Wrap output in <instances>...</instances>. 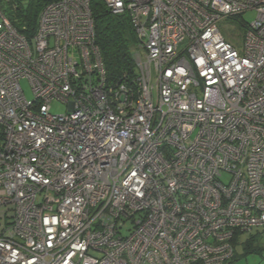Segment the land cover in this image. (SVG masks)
Segmentation results:
<instances>
[{
	"label": "built area",
	"instance_id": "built-area-1",
	"mask_svg": "<svg viewBox=\"0 0 264 264\" xmlns=\"http://www.w3.org/2000/svg\"><path fill=\"white\" fill-rule=\"evenodd\" d=\"M7 1L0 264H229L264 231V0H101L138 41L115 83L92 0L49 2L30 37ZM249 11L240 52L218 22Z\"/></svg>",
	"mask_w": 264,
	"mask_h": 264
},
{
	"label": "trees",
	"instance_id": "trees-1",
	"mask_svg": "<svg viewBox=\"0 0 264 264\" xmlns=\"http://www.w3.org/2000/svg\"><path fill=\"white\" fill-rule=\"evenodd\" d=\"M54 0H8L1 7L14 27L27 37L36 31L38 16L42 8ZM92 10L95 24V43L100 49L104 62L107 81L115 83L122 78L131 80L136 75L135 53L137 51V36L126 14L110 13L101 0H92ZM262 231H237L233 238L234 260L236 247L240 246L242 254L259 251L257 241Z\"/></svg>",
	"mask_w": 264,
	"mask_h": 264
},
{
	"label": "rangeland",
	"instance_id": "rangeland-1",
	"mask_svg": "<svg viewBox=\"0 0 264 264\" xmlns=\"http://www.w3.org/2000/svg\"><path fill=\"white\" fill-rule=\"evenodd\" d=\"M255 14L253 12H245L241 16L234 19H226L218 22V28L224 37L230 41L240 52L245 38V31L247 24L253 20ZM22 90L27 99H33V95L29 84L25 79L20 81ZM67 111V106L61 101L54 100L51 103V112L62 114ZM259 251L255 253L242 254L240 246L236 247L239 256L235 254L234 260L231 264H264V231L259 241H257Z\"/></svg>",
	"mask_w": 264,
	"mask_h": 264
}]
</instances>
